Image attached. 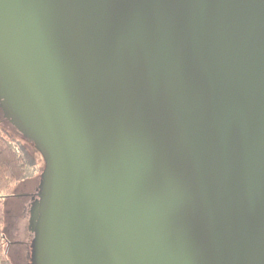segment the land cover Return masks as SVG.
Masks as SVG:
<instances>
[{
	"label": "water",
	"instance_id": "1",
	"mask_svg": "<svg viewBox=\"0 0 264 264\" xmlns=\"http://www.w3.org/2000/svg\"><path fill=\"white\" fill-rule=\"evenodd\" d=\"M0 34L51 264H264V0H0Z\"/></svg>",
	"mask_w": 264,
	"mask_h": 264
},
{
	"label": "rangeland",
	"instance_id": "2",
	"mask_svg": "<svg viewBox=\"0 0 264 264\" xmlns=\"http://www.w3.org/2000/svg\"><path fill=\"white\" fill-rule=\"evenodd\" d=\"M0 86L6 98L25 129L23 133L15 122L5 117L0 106V128L2 132L25 153L32 173L23 183L17 185L14 197L5 203V231L9 240L8 253L13 264H51L46 248L33 246L29 237L30 214H26L30 195L37 191L41 173L45 170V160L40 150L32 142L36 140L34 122V100L30 85L24 73L15 63L0 34ZM28 106L26 107V100ZM45 241L46 236L39 235Z\"/></svg>",
	"mask_w": 264,
	"mask_h": 264
},
{
	"label": "trees",
	"instance_id": "3",
	"mask_svg": "<svg viewBox=\"0 0 264 264\" xmlns=\"http://www.w3.org/2000/svg\"><path fill=\"white\" fill-rule=\"evenodd\" d=\"M31 171L25 153L0 128V264H13L5 231V203L15 196V188L31 176Z\"/></svg>",
	"mask_w": 264,
	"mask_h": 264
},
{
	"label": "flooded vegetation",
	"instance_id": "4",
	"mask_svg": "<svg viewBox=\"0 0 264 264\" xmlns=\"http://www.w3.org/2000/svg\"><path fill=\"white\" fill-rule=\"evenodd\" d=\"M2 110H3L6 118H8L12 122H16L14 120L13 116L11 117V115L7 109L2 107ZM23 131H24V129H23ZM32 142L35 144L34 141H32ZM43 173H44V171L40 174L41 177H40L39 185L37 187V191L30 195V202L27 204V209H26V211H27L26 214L27 213L30 214V216L28 217L29 220H30L31 216H33V218H37L39 216L37 228L39 227V222H40V218H41L40 217L41 216L40 205H41L43 198H44L43 194L45 193V181H44L43 185L40 186L41 179L43 178ZM37 234H38L37 230L35 231V233L33 235L30 236V234H29L30 241L32 242L31 244L33 246H35L38 243L37 242L38 241L37 240V237H38Z\"/></svg>",
	"mask_w": 264,
	"mask_h": 264
}]
</instances>
